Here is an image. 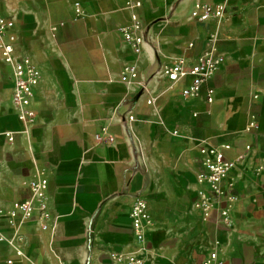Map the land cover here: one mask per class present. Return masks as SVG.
<instances>
[{"label": "crops", "instance_id": "1", "mask_svg": "<svg viewBox=\"0 0 264 264\" xmlns=\"http://www.w3.org/2000/svg\"><path fill=\"white\" fill-rule=\"evenodd\" d=\"M140 1L146 39L136 56L120 33L130 24L126 0H0V15L14 22L16 56L40 71L37 119L24 131L0 52V131L16 133L14 143L0 137V264H128L131 255L202 264L214 251L224 264H264V0ZM196 3L221 4L226 14L198 22ZM213 46L224 62L199 96L183 97L191 77L172 83L163 68L179 58L191 66ZM129 64L138 78L123 83ZM252 117L258 128L249 132ZM202 146H230L229 228L216 210L205 219L194 208ZM40 176L49 182L48 229L11 226V208ZM138 198L150 220L143 242L130 218Z\"/></svg>", "mask_w": 264, "mask_h": 264}, {"label": "built area", "instance_id": "2", "mask_svg": "<svg viewBox=\"0 0 264 264\" xmlns=\"http://www.w3.org/2000/svg\"><path fill=\"white\" fill-rule=\"evenodd\" d=\"M126 7L131 11L130 24L120 29L124 41L129 45L132 52L137 56L140 54L145 43V27L137 14V10L142 7L140 0H126ZM75 13L77 16L83 15L82 7L79 3L75 4ZM226 14L225 7L221 4L196 3L191 12V18L198 22L211 20L219 21ZM14 22L0 15V52L6 65L11 67L13 76L12 105L19 122L23 125L24 131L29 130L36 122L37 113L32 107L34 89L40 81V71L28 57H17L15 54V44L17 37L13 34ZM57 28H54L56 30ZM224 62V58L216 55V49L213 46L210 51L204 52L193 65L188 66L184 58L177 59L172 65L163 68V74L172 82L178 83L187 77H191L192 82L188 88L182 91L185 98H194L199 96L203 84L214 75L219 66ZM138 78V70L135 64L125 66L121 81L129 83ZM214 101V90L207 92V102ZM151 103V102H148ZM134 120L133 116L129 117ZM258 128L255 117H252L247 130L250 132ZM177 134V132H174ZM107 134V128H102V134L96 136V140H102V136ZM15 132L0 131V137L7 142L14 143ZM230 146L223 148H214L202 146L200 154L204 172L199 174L197 182L200 186L197 192V198L194 203L195 210L205 219L209 218L213 211H217L220 217V223L225 227H231L233 220L228 208V203L234 198L232 194L233 184L228 188L223 187V183L228 177L229 172L234 168L235 162L225 156V151ZM251 150L248 145L245 152L238 156L237 160H244L246 153ZM30 197L24 201L16 202L9 213L10 225L17 223L37 222L42 230H47V220L50 217L48 209V179L40 176L32 179L27 184ZM131 225L138 242L145 240L144 228L150 224L147 203L138 198L130 211ZM5 237L0 234V242H4ZM21 256V252H17ZM116 261H122L123 256L120 253L111 255ZM128 264H144V260L135 255L126 258ZM6 264H14L8 260ZM202 264H224L218 257L216 251L211 252L208 258Z\"/></svg>", "mask_w": 264, "mask_h": 264}]
</instances>
